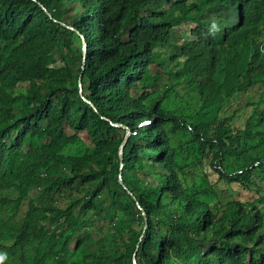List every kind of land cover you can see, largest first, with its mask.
Instances as JSON below:
<instances>
[{"label":"trees","instance_id":"trees-1","mask_svg":"<svg viewBox=\"0 0 264 264\" xmlns=\"http://www.w3.org/2000/svg\"><path fill=\"white\" fill-rule=\"evenodd\" d=\"M0 264H264V0H0Z\"/></svg>","mask_w":264,"mask_h":264},{"label":"rangeland","instance_id":"rangeland-1","mask_svg":"<svg viewBox=\"0 0 264 264\" xmlns=\"http://www.w3.org/2000/svg\"><path fill=\"white\" fill-rule=\"evenodd\" d=\"M195 27H196V26H195L194 24H193V25H192V24H184L182 27H180V28L177 30V33H176V35H177V39H178V42H179V40H180L181 37H183L184 39H192V40H193L194 37L191 36L190 31H191L193 28H195ZM84 43H86V42H84ZM152 69H153V75H154V76H158V80H157L158 87H159L162 91H163V89H164L165 87H167V86L169 87V81H168V79H167L164 75L161 74V73H162V69H161V67L158 66V65H156V66H154ZM70 131H71V130H70ZM78 136L81 138V140H82L83 142H85L86 145H88V146L92 145V142H91L90 136L88 135V133H87L86 131L79 133ZM181 137H182V136H181L180 134L175 136V139H176V142H177V143H178V142H181ZM22 154H23V152H20V153H19L18 158L16 159L15 162L21 160V158H22ZM222 188H225V187L222 186ZM34 195L36 196V193H35V192H34L33 196H34ZM101 202H107V198L102 197ZM102 226H103V228H104L105 230H107L109 227L112 226V224H110V223L107 221V222L102 223ZM97 235H98V234H97Z\"/></svg>","mask_w":264,"mask_h":264},{"label":"water","instance_id":"water-1","mask_svg":"<svg viewBox=\"0 0 264 264\" xmlns=\"http://www.w3.org/2000/svg\"><path fill=\"white\" fill-rule=\"evenodd\" d=\"M67 28H70V27H67ZM83 52H84V55H83V66H82V70L85 69V65H86V58H87V44H84V48H83ZM81 77H82V74H81ZM80 89L82 90V87L80 86ZM86 100V99H85ZM86 102H88L89 104H91L89 101L86 100ZM116 127L120 128L122 127L121 125H115ZM128 131V134H127V137L126 139L124 140V142L122 143L121 147H120V151H119V155H120V160H121V170L123 168V160H124V148L127 144V141H128V137L130 136V131L127 129ZM120 184L124 186V183L122 181V178H120ZM125 187V186H124ZM126 188V187H125ZM146 219V217H145ZM147 220V219H146Z\"/></svg>","mask_w":264,"mask_h":264},{"label":"clouds","instance_id":"clouds-1","mask_svg":"<svg viewBox=\"0 0 264 264\" xmlns=\"http://www.w3.org/2000/svg\"><path fill=\"white\" fill-rule=\"evenodd\" d=\"M33 1H36V0H33ZM70 29H72V27H70ZM79 35H80V37H82V39L84 40V36H83L81 33H79ZM84 44H86V43H84ZM83 48H84V46H83Z\"/></svg>","mask_w":264,"mask_h":264}]
</instances>
